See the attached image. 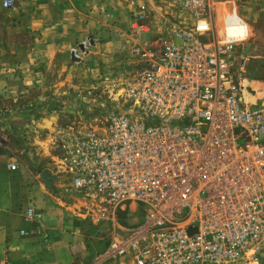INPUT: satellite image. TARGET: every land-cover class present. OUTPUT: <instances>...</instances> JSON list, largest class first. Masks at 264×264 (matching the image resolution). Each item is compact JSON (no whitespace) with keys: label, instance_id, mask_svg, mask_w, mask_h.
I'll use <instances>...</instances> for the list:
<instances>
[{"label":"built area","instance_id":"2783aa9c","mask_svg":"<svg viewBox=\"0 0 264 264\" xmlns=\"http://www.w3.org/2000/svg\"><path fill=\"white\" fill-rule=\"evenodd\" d=\"M13 4L2 1L6 10ZM230 4L174 0L177 17L165 34L127 43L122 68L103 76L101 126L79 118L52 136L57 171L85 215L102 220L122 206L144 213L109 243L101 264H262L264 102L243 100L246 61L235 49L246 42H233L242 18L233 4L219 24L214 14ZM143 11L132 15V37ZM97 44L79 41L74 63ZM40 217L24 212L26 220Z\"/></svg>","mask_w":264,"mask_h":264},{"label":"crops","instance_id":"0c3cea01","mask_svg":"<svg viewBox=\"0 0 264 264\" xmlns=\"http://www.w3.org/2000/svg\"><path fill=\"white\" fill-rule=\"evenodd\" d=\"M2 1L0 98L22 96L24 90L18 89L19 84L29 78L37 81L40 75L29 72V68L51 64L84 37L95 41L106 38L103 43L106 47L119 38L124 39V31L117 25L110 27L109 23L127 18L133 7L141 3V0H13L12 8L6 10ZM259 6L264 11V0H259ZM100 45L91 53H96ZM58 112L66 110L58 106L47 111L42 108L40 117L31 120L30 109L4 110L0 132L8 136L11 149L10 160L0 167V264H93L102 252L103 245L98 246L99 240L83 220L82 202L73 194L78 202L60 201L45 188L54 185L67 190L69 187L68 180L57 170L42 167L46 164L44 151L40 139L33 134L34 127L51 129ZM14 119L17 121L14 124L19 121L21 124L18 123L22 128L20 139L12 131ZM18 143L21 151L16 154ZM29 150L36 155L24 157L22 152ZM15 158L17 172L7 168ZM44 170L54 177L50 186L38 179ZM29 207L41 217L26 220L24 212ZM113 263L131 264L123 260Z\"/></svg>","mask_w":264,"mask_h":264},{"label":"rangeland","instance_id":"374dc122","mask_svg":"<svg viewBox=\"0 0 264 264\" xmlns=\"http://www.w3.org/2000/svg\"><path fill=\"white\" fill-rule=\"evenodd\" d=\"M225 1L231 2L235 6L236 12L246 21L250 28V35L245 40L249 41L235 49V57L238 59L244 58L246 61L243 75L245 80L241 81L243 100L248 105L264 102V11L260 10L259 0H223V2ZM232 4L226 5V8H224L225 6L216 8L215 18L217 23L227 17V8L233 6ZM143 10L146 13V19L142 23L143 28L135 37H132L130 28L132 15ZM176 10L174 0H150L149 2L148 0H141L140 5L137 8L133 7V11L127 15V18H121L122 21L119 18L118 21L112 20L109 23L110 27L117 25L124 31V39L119 38V41L117 39L116 43L106 47V45H103L106 38L98 39L96 37V41L101 44L99 49L94 51L96 53H91V49L88 56H86L89 59H85L82 63L76 64L72 62L69 50V52L60 53V56L56 57L49 65L29 68L31 73H40L38 80L29 78L25 82H21L18 89L24 90V94L20 97L0 98V111L2 112L0 121L3 118L4 110L7 109H30L29 119L34 120L40 117L41 114L39 112L42 108H45L46 111L52 110L56 106L65 108L66 112L56 113L58 119L51 129L33 128V134L40 139L41 150L44 151L45 155L46 164H42V167L57 170L55 166L57 152L53 146L52 139L54 133L61 125L68 124L79 118L92 120L95 126H101V120L105 116L103 107H106L104 104L105 99L102 96L103 76L116 75L117 71L122 68L120 62L126 58L124 52L130 50L127 43H153L157 41L160 35H164L167 26L177 17ZM251 91L254 92L251 93ZM43 95L48 96L42 97ZM15 122L17 121L14 119L12 131L20 139L19 135L22 133L20 131L22 128L19 126L20 121L18 122L19 124H14ZM1 125L2 122H0ZM0 137L3 139V143L0 142L1 167L6 166V163L10 160L9 151L11 147L9 138L5 133L0 132ZM20 146L18 143L15 153L21 151ZM22 153L24 157L36 155V152L30 153V150ZM14 163L17 165L15 170L17 172V158H15ZM18 175L20 174L18 173ZM38 179L42 181L40 177ZM45 188L47 192L60 201L73 200L78 202L68 190L59 186L51 185L50 188ZM143 216L144 213L140 208H131L130 206L108 210L102 220L98 218L92 219L89 215H85L83 220L91 228L94 237L99 240L97 242L98 246L103 245L102 252H99L100 254L96 256V259H99L100 255L106 251L111 241L126 236L130 230L140 224ZM260 259L262 264H264V248L260 252ZM115 261L108 260L102 264H114L113 262ZM93 264H101V262L96 260Z\"/></svg>","mask_w":264,"mask_h":264},{"label":"clouds","instance_id":"9594fccd","mask_svg":"<svg viewBox=\"0 0 264 264\" xmlns=\"http://www.w3.org/2000/svg\"><path fill=\"white\" fill-rule=\"evenodd\" d=\"M237 39L233 42L239 43L246 40L250 35L249 25L244 22L242 19L240 20V24L236 28Z\"/></svg>","mask_w":264,"mask_h":264},{"label":"water","instance_id":"95a60500","mask_svg":"<svg viewBox=\"0 0 264 264\" xmlns=\"http://www.w3.org/2000/svg\"><path fill=\"white\" fill-rule=\"evenodd\" d=\"M72 62H75L74 59H71ZM40 178L46 186H50L51 182L54 180V177L49 174L47 170H44L40 174Z\"/></svg>","mask_w":264,"mask_h":264},{"label":"bare ground","instance_id":"6f19581e","mask_svg":"<svg viewBox=\"0 0 264 264\" xmlns=\"http://www.w3.org/2000/svg\"><path fill=\"white\" fill-rule=\"evenodd\" d=\"M216 8H221V7L219 6V7H216ZM216 8L214 9V14L216 13V12H215ZM235 14H236V17H238L237 12H235ZM215 16H216V15H215ZM215 19H216V18H215ZM221 21H222V20H221ZM221 21H220V22H221ZM218 24H219V23H218ZM248 41H249V40H248ZM244 42H247V41L244 40ZM244 80H245V78H244Z\"/></svg>","mask_w":264,"mask_h":264}]
</instances>
